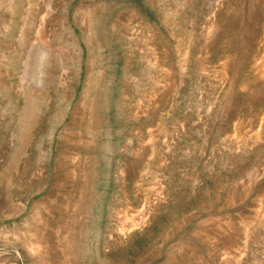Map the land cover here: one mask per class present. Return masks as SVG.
<instances>
[{
	"label": "rangeland",
	"instance_id": "rangeland-1",
	"mask_svg": "<svg viewBox=\"0 0 264 264\" xmlns=\"http://www.w3.org/2000/svg\"><path fill=\"white\" fill-rule=\"evenodd\" d=\"M3 1L0 264H264V0Z\"/></svg>",
	"mask_w": 264,
	"mask_h": 264
},
{
	"label": "bare ground",
	"instance_id": "bare-ground-1",
	"mask_svg": "<svg viewBox=\"0 0 264 264\" xmlns=\"http://www.w3.org/2000/svg\"><path fill=\"white\" fill-rule=\"evenodd\" d=\"M4 1H6L7 4H8V6H9V7H7V8H8L9 11H10V17H9V18L11 19L12 15L14 14V6H15V5H14V2H13V1H10V0H4ZM4 1H3V2H4ZM42 1H43V0H42ZM6 2H5V3H6ZM5 3H4V4H5ZM42 3H43V2H42ZM0 4H1V3H0ZM31 4H32V3H31ZM36 5H37V4H36ZM46 7H47V6H46ZM31 8H32V7H31ZM35 8H36V7H35ZM41 8H42V7H41ZM48 10H49V9H48ZM30 11H31V10H30ZM38 12H39V11H38ZM13 19H14V18H13ZM40 19H41V18H40ZM11 23H12V22H11ZM36 24H37V23H36ZM36 24H35V25H36ZM33 26H34V25H33ZM14 27H15V26H14ZM101 28H102V27H101ZM31 29H32V28H31ZM25 30H26V29H25ZM29 30H30V29H29ZM23 31H24V30H23ZM38 31H39V30H38ZM41 31H42V30H41ZM31 32H32V31H31ZM27 33H28V32H27ZM27 33H26V34H27ZM28 34H29V33H28ZM28 38H29V37H28ZM24 45H25V42H24ZM28 47H29V46H28ZM36 50H37V49H36ZM18 76H19V75H18ZM22 82H23V81H22ZM35 251H36V250H35Z\"/></svg>",
	"mask_w": 264,
	"mask_h": 264
}]
</instances>
